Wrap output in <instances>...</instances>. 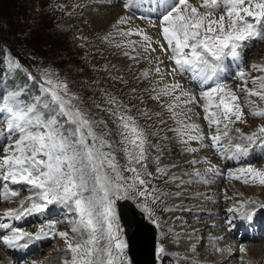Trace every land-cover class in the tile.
<instances>
[{
    "label": "snow or ice",
    "instance_id": "snow-or-ice-1",
    "mask_svg": "<svg viewBox=\"0 0 264 264\" xmlns=\"http://www.w3.org/2000/svg\"><path fill=\"white\" fill-rule=\"evenodd\" d=\"M133 2L119 0V5L128 12ZM102 3L111 6L113 0H102ZM199 4L197 7L190 0L172 3L157 0V9L163 8L155 16L158 22L143 13L135 17L157 29V35L164 43L161 39L154 40L140 25L131 27L133 16H119L113 28L122 41L116 42L115 47L126 48L123 55L136 64L148 63L149 67L133 79L145 85L143 91L150 100L158 103L161 111L153 113L138 109L139 115L148 121L158 117L159 124L166 125L167 120L163 118L166 111L175 124L168 130L175 133L183 153L195 154L203 148H211L229 159L247 157L257 145L264 148V123L251 133H245L235 125L247 124V116L264 120V107H257L250 99L255 96L264 101V75L253 76L240 69L233 77L240 83L233 89L223 76L224 62L231 59L242 63L248 43L264 40V0H199ZM218 10H223L224 14L216 18ZM133 36L140 39H130ZM106 38L112 42L111 33ZM158 51L166 56L168 64L154 55ZM0 57H3L0 64H6L9 73H22L25 79L23 87L8 91L0 89V139L3 141L0 146V188L3 189L0 198L8 201L20 195V189L10 185L26 186L30 192L19 200L16 208H8L0 215V229L11 233L0 235V243L8 249H20L28 246L27 241L58 235L65 242V251L71 255V259L64 260L63 264H131L126 251L129 247L125 238L126 225L121 224L118 202L131 204L133 218L138 212L152 227L160 228L157 212L175 211L177 206L168 202L180 198L183 186L194 182L170 174V169L177 167L175 164H161L165 153L162 141L169 137H161L160 141L152 143L136 118L127 114V106L106 93V104L112 107L97 105V108L114 118V133L108 129L106 121L93 120L88 112L77 107L74 101H78L79 96L70 92L67 83L54 80L53 73L45 69L39 75L33 74L10 50L4 53L0 48ZM251 69L264 73V65L253 64ZM3 72L4 69H0V76ZM185 73H191L190 79H195L199 85H207L199 96L185 89L176 79ZM112 79L121 84L128 83L119 75ZM249 80L252 87H249ZM29 82L35 94L25 99V94L30 91ZM131 91L137 94L136 88ZM241 100L245 101L244 105ZM197 105L203 111L207 132L193 119L200 115L193 110ZM116 136L119 139H110ZM193 143L199 147H193ZM118 152L125 156L123 165L117 158ZM187 163L193 167V173L186 175H194L202 182H207L205 175L195 165L206 164L207 173L219 171L206 157L203 160L194 157ZM150 165L154 166V171L149 170ZM238 171L253 180L258 177L259 183L264 185V169L249 166ZM234 178L240 179V176ZM153 181H162L165 187H158ZM244 182L248 183V180ZM168 186L181 190H165ZM255 204L256 201L240 202L239 206L229 207L227 212L248 218L251 215L248 205ZM51 205L73 213L74 218L69 220L70 232H56L53 222L41 225L34 233L4 222L42 215ZM259 207L264 210V204ZM225 224L229 230L234 227L231 217ZM195 232L193 229L192 235L183 237L187 243L183 245L186 254L182 258L179 252L170 254L161 243L156 248L161 264L170 255L176 256L179 264H200L197 259L200 240L195 237ZM161 235L172 233L170 230ZM213 239L218 242L224 237ZM173 242L181 243L179 234L173 236ZM214 249L225 251L216 246ZM240 251L244 253L246 249L241 246Z\"/></svg>",
    "mask_w": 264,
    "mask_h": 264
},
{
    "label": "rangeland",
    "instance_id": "rangeland-1",
    "mask_svg": "<svg viewBox=\"0 0 264 264\" xmlns=\"http://www.w3.org/2000/svg\"><path fill=\"white\" fill-rule=\"evenodd\" d=\"M63 1L64 0H0V43L2 44L4 53H7L5 51V48L7 46L9 47V49H11L10 46L8 45V42H11V44L15 47V49L22 53V58L33 65L32 67L29 68V70L32 71L33 74L39 75L42 73L43 70L47 69L49 72L54 74L53 75L54 80L67 83L69 86L70 92L75 93L80 98L78 101H74L76 106L79 107L81 110L88 112L90 118H92L93 120H96V121L104 120V119L107 120L106 122L108 125V129H110L112 132H114L116 128L115 123L113 121L114 118L111 117L107 111H105L106 114H104V111H101L100 108H97V105H101L102 107L105 106L106 100L108 98L106 93H110L113 97L117 99L118 102L127 106V114L136 118V122L146 130V132L148 133V137L152 143H156L157 141L161 140L160 135L163 134L162 132L164 133L167 132L170 134L169 139H168L169 143H171L170 140L172 138L176 140L175 133L168 130L169 128H173V125H171L170 121H167L169 123L168 126H165V125L163 126L159 124L158 122L159 120L157 122L155 119H153L152 121H148L144 117L139 115L138 109L143 110V111L153 112L156 109V105L150 104L148 101V98H144L145 92L143 91V87H145V85L139 82L138 80L135 81V79H133V76L127 73L128 72V70L126 69L127 66L128 68L133 67V68H136L135 70H137V68L139 67V64H136L132 60H127L129 58L123 55V51L127 50L126 48L117 49L115 47V43L120 41L118 39L120 37L119 36L115 37V35H113L112 42H109V39H107L106 37L109 36L110 30L109 32L108 31L98 32L95 30L94 27H92V25H90L91 23L88 19L78 22L76 18H81L83 14L78 13V12L74 13L73 7L75 6L76 3H78L77 4L78 6L82 0L80 1L79 0H67L65 3H63ZM141 1L143 2L144 0H141ZM155 1L157 2V0ZM149 2H151V0H147V4ZM190 2L196 5L197 7H200L199 0H190ZM114 4L115 5L117 4L116 7L120 6L119 1L114 2ZM115 5L113 6V8L112 7L110 8V6L107 5L109 7V10L105 9V11H102L104 13L103 21L105 20L111 21V19L109 18L112 13L116 14L115 16L117 17L121 16L122 12L120 10L121 9L124 10V9L120 7L121 9L119 8L115 10L116 8ZM149 7L150 5L146 6L145 8H149ZM151 10H152V5H151ZM201 11H204V10L201 8ZM160 12L162 11H158L156 9L152 11V14L157 15ZM223 14H224L223 10H218L215 13L216 18H218L220 15H223ZM122 15H125V14L123 13ZM139 22L143 23L146 21H139ZM130 39L139 40V37L133 36ZM247 48H248L247 50L244 49L243 64H241L239 69H242V70L246 69L245 72H251V75L253 76L264 75V73L254 72L251 69V65L256 64V63H260V65H264V40L250 41L248 43ZM156 54H158V52L155 53L154 55ZM20 60L22 63L24 62V60L22 59ZM113 65L115 66L114 68H113ZM140 65H145V68L148 67L147 62H141ZM0 69H4V72H3L5 73L4 78L7 81H14L16 78H20L22 81H16V80L15 81L19 84L20 87L24 86L25 79L22 73L20 75H17L15 73H9L7 70L6 64H0ZM105 69H108V71H105ZM121 70H124L125 72ZM237 72H238V69H234L232 71V76L230 77H234V75ZM187 74L185 76L189 80L190 78L188 77H190L191 74L189 73ZM116 75L121 76L123 80L128 83L121 84L118 81L112 79V77ZM197 82L196 84H194L195 87L199 85L198 84L199 82L198 83ZM234 84L235 83H233L232 85L230 84L229 85L233 86ZM6 86H9V85L0 83V89H4L6 91L10 90ZM205 86L207 85H204V87ZM249 87H252L250 80H249ZM132 88L137 89V94L132 93L131 91ZM29 89L30 91L26 93L24 96L25 99H28L30 95L35 94V89L31 88L30 82H29ZM238 94L244 95L242 93H238ZM250 99L252 101H255V104L257 107H264V101L259 100L258 97L253 96V97H250ZM140 101H143L144 103L141 104ZM240 103L244 105L245 101L241 100ZM132 105H135V107H132ZM109 107H112V106L108 105L107 108ZM246 108L247 106L245 107V109ZM257 121L260 123L262 120L257 119ZM237 125L242 128L241 130L243 132L249 133L247 132V129L249 127V122L247 124H237ZM100 130L101 129H97V131H100ZM204 131L207 132V129L206 130L204 129ZM154 132H157L158 135H152ZM113 138L117 139L116 137H113ZM166 141L167 140H163L162 143ZM2 143L3 141L0 142V146H2ZM259 147H260L259 145L256 146V148H259ZM259 149L261 151L263 150L262 147H260ZM207 151H209L210 154H207L206 152L207 156H204L202 160L205 157L208 160H210L209 156H211V154L216 156V154L213 151H211V149L208 148ZM175 154L177 155L176 152L174 153V155ZM153 155H155V153H153ZM163 156L166 159H168L169 157L166 154ZM117 158L121 165H123L126 162L125 156L122 152L117 153ZM243 158H244L243 161H238L239 159L242 160ZM243 158H239L237 162H235L232 165V170H233L232 173L234 174L231 175L230 178L233 176L235 177V175L240 176L241 174L239 173L238 170L241 167L247 168L251 165L253 167V165L257 163L259 166H261V164L264 163V154L262 155V157L254 156V159H252V161L245 159V157ZM178 161H179V158L177 157L175 161L173 162V164H176L177 166L175 167V169L179 167ZM161 162H162L161 164L163 165L162 159H161ZM201 165L203 167L205 166V164H201ZM199 166L200 165H197L195 166V168L197 167L196 169L198 170L203 168L201 166L200 168ZM149 170L154 171V166L150 165ZM226 170L227 169L224 168L225 172ZM170 171H171L170 174L173 173V170H170ZM192 172L193 170L191 171V173ZM226 174L228 175L230 173L227 172ZM246 176L251 178L249 175H246ZM190 177H191L190 180L200 179L193 175H191ZM190 177L187 176L186 178H190ZM230 178H228L227 181H225L226 186H229V187H231V183L229 182V180L231 181ZM205 179H206V176H205ZM257 179H258L257 182H259L258 177ZM153 183L156 184L158 187H165L162 181H153ZM196 183L201 186L209 185L207 182H204L205 184L199 183V182H196ZM196 183L193 185H196ZM10 187L14 189H20V195L14 198L13 200H8V201H5L2 198H0V215L1 214L3 215V212L8 208H16L18 206L19 200L24 199L25 197L30 195V192L26 189V186L10 185ZM193 187L194 189L196 188V190L200 189L199 186H192L191 184H189L187 188L191 189ZM187 188L185 189L182 188L183 193L188 192ZM235 189H237V187H234V190ZM165 190L177 191L181 189H176V188H173L172 186H168L166 187ZM2 191L3 189L0 188V192ZM181 197H183V195ZM228 197L229 198L227 200L226 199L224 200V206H228L230 203H233L231 201L230 196ZM194 199L192 201H190L191 199H188L187 207L183 208L184 212L182 213V212H179L178 210L177 212L179 213V215L175 217L179 219L180 222L182 221L181 226L180 224H178V227L179 226L182 227L183 221L192 220L191 221V225H193L192 230H186V228L184 227L185 229H183V233H182L184 236L186 235L188 231H191V233L193 234V229H196V232H195V236H196L197 231L199 229V227L196 226V224L200 222L205 223L207 221V218H203V220H197V218L202 217V215H204V214H200L201 213L200 210L203 208L202 206H200V204L204 198L194 197ZM120 203L121 202H118V205H117L118 209H119ZM168 203L170 204V201ZM257 207L258 208H256V211L257 210L261 211V212H258L260 213V215H258V218H257V220L261 223L260 224L261 226L263 225V222H262L263 218L262 220H260V218L263 217L264 210L260 209L259 206ZM197 208L199 209V211H196ZM171 214H173V212H170V213H163L160 211L157 212V215L159 216L161 220V227L157 228V242H158V246L161 243H163L166 249H169V245H173L171 246V248L177 247L178 245L182 246L181 243L176 244L172 242L173 236L177 234H179L180 236L182 234H180L181 232L178 233V230H174L172 227L168 225V222L169 223L171 222ZM183 214L185 215L184 217L181 216ZM73 218H74L73 213L68 212L66 209L62 208L61 206L51 205L49 206V209L42 215L34 214L31 216L24 217L21 223L19 222L20 220L19 221L12 220L11 224L14 227L23 229L24 231L34 233L39 229L41 225H46L49 222H53L56 224V229H55L56 232H60V231L70 232L71 224L69 223V220ZM25 219L26 221H24ZM215 219L218 220L217 218ZM215 219L214 221H216ZM23 222H27V223H23ZM209 222L210 223L207 224L206 231L202 229L201 231L202 233H200L202 234V236L200 237L201 241L205 240V238L210 237L211 235L214 236L216 234V229H218L219 227H220L219 230L221 229L224 230L223 227L220 226V223L225 224L224 220H222L223 223L221 221L219 222V224L217 223L219 227L217 225L211 226L210 225L211 221ZM233 224H234V227L232 228V230H228V226H227L226 231L229 233L228 238L233 239L234 237L236 242L235 240L227 241L228 238L225 237L226 239H223V240L226 245L223 243L222 246L220 245L221 247H224V245L227 248H229L230 246H233L236 249L237 248L239 249V250L237 249L238 252L242 253L240 251L241 246H244L246 244H252V245L259 244L260 245L264 243V237H260L259 233H258L259 236L257 235V237H260L259 239L255 235L256 237L255 239L257 240H254V239L248 240V238L247 239L243 238L245 233L243 232L242 228H240V226L242 227V225H239L238 221H233ZM210 226L212 228H210ZM3 230H4L3 233L1 232L0 235H4V234L10 235L11 234L9 230L7 229H3ZM170 230H171L172 235H166V236L161 235V233H168ZM209 231L210 232L213 231V232L210 233ZM206 232H208V234ZM41 240H42V243H41L42 245H39V248H38L39 250L38 249L37 251L31 250V251H28L27 254H24L21 256L15 254V249L14 250L8 249L2 243H0V250L3 252H6V254L8 253V255L9 253H12V255L14 256V258H12L10 261L12 263L15 262V264L16 263L31 264V262L36 263L39 260L41 263L43 259L47 257L46 250L50 251L49 252L50 254L55 249H62V251L63 250L65 251L66 249L64 240L60 238L58 235L55 236V238H52L51 236H49ZM226 242L227 243L229 242V243L227 244ZM220 246L217 245V247H220ZM126 251L131 261V257L128 253V249ZM180 251L182 252L180 253V257L182 258L186 254V252H185V249L184 250L182 249ZM205 251L206 250L203 249L198 252L197 259L199 261L201 257H202L201 260H208L211 258H212L211 260H213L214 258L220 259L222 257L220 252L211 253L209 251H206V252ZM65 252H66L65 256H63L62 260L54 261L55 262L54 264H60V263L63 264L64 260L71 259L70 253H68L67 251ZM174 253H177V252H174ZM244 253L246 257L239 255L238 261L236 262L233 261L232 263L231 262L232 260H231L226 263L223 262L222 264H241V262L242 264H255L253 258H251V253L248 252L247 248H246V252ZM4 254H2V257ZM263 259L264 257H262V260ZM177 260L178 259L176 256L170 255L168 260L164 261V264H178V262H176ZM201 262L202 261H200V264ZM131 264H132V261H131ZM156 264H161V261L158 255H157Z\"/></svg>",
    "mask_w": 264,
    "mask_h": 264
},
{
    "label": "bare ground",
    "instance_id": "bare-ground-1",
    "mask_svg": "<svg viewBox=\"0 0 264 264\" xmlns=\"http://www.w3.org/2000/svg\"><path fill=\"white\" fill-rule=\"evenodd\" d=\"M66 1L67 0H64L63 3H65ZM114 2H117V0H113V5H111L110 8L111 7L113 8V6L115 5ZM135 2L136 3H140L142 1L141 0H135ZM168 2L172 3V2H174V0H168ZM150 3L152 4V10H156L157 9V2L155 0H151ZM150 3H148V4H150ZM77 4L78 3H76L75 6L73 7L74 10L73 9H71V10H73L74 13L78 12V13H82L83 14V16L81 18H76L78 22L79 21H83L85 19L86 20L88 19L90 21V23H91L90 25H92V27H94L96 31H98V32H103V31L106 32V31H108L109 32V30H110V33L112 34V36L113 35H115V37L118 36V35L115 34V29L112 26V24L118 18L117 16H115L116 14L112 13L110 15L109 19H111V21H106V20H105L106 22L103 21L104 13L102 11H105V9L109 10V7H108L109 5L107 6V5L103 4L102 0H82L78 6H77ZM116 6H117V4L115 5V7ZM119 8H120V6L116 7L115 10H117ZM157 10L158 11H163V8H159ZM120 11L122 12V14L124 13L125 15H131L132 16V13L125 12L122 9ZM154 20H153V22H158V21H154ZM137 25L142 26L144 28V30L146 32H148L152 36V38L154 40L160 38V36L157 35L158 30L154 29V28H150L148 26L147 22L146 23H141L138 20L133 19L131 27L135 28ZM118 39L120 41H122L121 37L118 38ZM247 49L248 48H246V50ZM156 55H158L160 57V59L165 60V63L168 64L167 58H166V56L164 54H162V53H160L158 51V54H156ZM127 60H130V59H127ZM224 63H225V70H224V74H223L224 78L232 76V71L234 69L240 70L238 68V63L239 62H234L231 59H226ZM241 64H243V62L239 63V67L241 66ZM256 64L260 65V63H256ZM147 66L149 67L148 63H147ZM124 67H125V65H124ZM144 68H145V65H140L139 64V67L137 68V70H135L136 68H133V67L132 68H128V66H127L126 69L128 70L127 73H129L130 75L138 76L140 71L142 69H144ZM121 71L125 72L124 70H121ZM244 71H246V69H244ZM186 74L187 73H185L183 75V77L177 76L176 79L179 80V82L184 86L185 89H187V90L191 91L192 93L196 94L197 96H199L200 92L197 91L195 89V87L193 86V84H196L197 81L195 79H192V83H191L190 82L191 79L188 80L186 78V76H185ZM189 74H191V73H189ZM135 81H137V80L135 79ZM250 83H251V81H250ZM231 87L235 89L236 85L234 84ZM143 89H144V87H143ZM144 98H148V101H149L150 104L156 105V109L153 111V113L157 112V110L161 111L160 106L158 105V103L156 101L150 100L147 93L144 94ZM246 109H245V111L247 112L248 109L247 110ZM193 110H194V112H198L200 114L198 117L194 116L193 119L195 120L196 123L200 124L202 129L206 130L207 129V125H206V121H204V119H203V111H202V109L197 105V106H194ZM163 118L166 119L167 121H170L171 125H173V127H175L174 122L171 119H169V114L166 111L164 112ZM153 119H155L156 122L159 120L158 117H155V116L153 117ZM247 119H248V122H249V127H248L247 132H249V133L252 132V131H255L257 129V126L260 123L264 122L262 120L259 123L256 118L251 117V116H247ZM168 125H169V123L167 122V124L165 126H168ZM235 127H239V126L236 124ZM239 128L242 129L241 127H239ZM162 133L163 134H161L160 137H164L165 135L169 137V135H170L167 132H165V133L162 132ZM170 141H171V143H169V140H167L166 142L163 143V145L165 146L164 155L166 154V155L169 156L168 159L164 158V156L161 157V159L163 161V165H172L173 162L175 161V159L178 157L179 158V161H178L179 167L177 169L171 168L170 170H173V173H175L177 176L182 177L185 181H189L191 179V177H190L191 175H186V173L191 174V171L193 170V167L189 166V164L187 162L192 160L194 157L202 160V158L204 156H207V154H210L209 151H207L208 148H203V149H201L199 152H197L195 154H188V153H183L182 146L181 145L179 146V144L176 143L175 139L172 138ZM192 146L193 147H199V145L195 144V143H193ZM259 148L255 147L250 152V154L247 157H245V159H247L249 161H252V159H254V156L262 157V155L264 154V148H263L262 151ZM175 152L177 153V155L176 154L174 155ZM206 152H207V154H206ZM178 155H180V156H178ZM211 156H209V159L211 160L212 164L216 165V167L218 168V170H219L218 173L209 174V173L206 172V168H207L206 164H205L204 167L201 165L203 163L198 164L201 167H203L202 169H200L201 167L199 166L200 167L199 169H200L201 173H203L206 176V179H207L206 181H207V183L209 185L208 186H201V185L197 184L196 182H199V183L202 182L201 179L192 180L194 182L191 183V185L192 186H199L200 189L196 190V188L194 189V187L191 188V189H188L187 187L189 186V184H185L183 186V189L187 188L188 192L187 193H183V197H180V198H177V199H175L173 201H170V204H175L177 206V209L175 211H173V214H171V222L170 223L168 222V225L170 227H172L174 230H178V233L181 232L180 234H182L183 233V229H185V228H186V230H192V226H193V225H191V221L192 220L191 221H188V220L183 221L182 227H180L182 221L180 222L179 219L175 218L177 215H179V213L177 211L179 210V212H182V213L184 212L183 208L187 207L188 199H191L190 201H192L194 199V197H203L204 198L203 201L200 204V206L203 207L200 210V212H201L200 214H204V215H202V217L197 218V220H203V218H207V221L205 223H201L200 222V223L196 224V226L199 227V229H198L199 232L197 231V234H196L195 237H198L199 240H200V237L202 236V234H200V233H202L201 232L202 229H204V231H206L207 224L210 223L209 221H211V224H210L211 226L217 225L219 227V225H218L219 222L220 221L222 222V220H223L219 216H221V215L223 216V214L225 213V211H224V200L226 199L225 197L230 196L231 201L233 203H237V202L240 203V202H247V201H256L255 205H248V209L251 212V215L247 219L244 218L246 225L250 224V221L253 219L254 216H255V221L257 220L258 215H260V213H258V212H261V211H258V210L256 211V208H258L257 206H259L260 204H264V185H261L259 182H257L258 181L257 178H255L253 180L252 178H249L246 175H240V179L235 180L236 178H234V176L231 177V178L229 177L231 179V181L229 180V182L231 183V187L226 186L225 181H227V179L224 180L225 174H224V171H223L222 168H224V167L228 168L231 165L232 162L237 161L239 158H237V159H229L227 157H223V159H220V161H219V160H216V158H215L216 156H214L212 154H211ZM242 160H244V158ZM195 166H197V165H195ZM253 167H255L257 169H264V163L261 164V166H259L258 163L254 164ZM225 173H227V172H225ZM187 176H189L190 178H186ZM235 176H237V175H235ZM225 177H227V176H225ZM232 179L235 180V181H233ZM245 179L248 180V183L244 182ZM195 183H196V185H193ZM172 187L175 188L174 186H172ZM234 187H237V189L234 190ZM238 206H239V204H238ZM253 210H254V213L252 212ZM196 211H199V209L197 208ZM184 214L181 215V216L184 217L185 216ZM239 217H241L240 214H239ZM215 218H217L218 220H216ZM214 219L216 221H214ZM21 221H23V219H21L19 222L21 223ZM24 221H26V219ZM4 222L11 223L12 220L4 221ZM178 224H180L179 227H178ZM211 226H210V228H212ZM220 226L223 227L224 230H222V229L219 230L220 229V227H219L218 229H216V234L214 236H212V235L210 237L205 236V237H207V238H205V240H202V241L200 240L201 242H200V244H198L199 251L205 249L206 251H209L211 253L212 252L215 253L216 251L214 249V246L217 247V245L218 246H220V245L222 246L223 245L224 240H221V241L217 242V241H215L213 239L214 237H218V236H223L224 239H226L225 237L228 238L229 233L226 231L227 225L224 224V223L223 224L220 223ZM3 231H4L3 229H0V233L1 232L3 233ZM204 231H203V233H204ZM211 232H213V231H211ZM190 233H191V231H188L186 233V235H192V233L191 234ZM206 233L208 234V232H206ZM252 234L255 237V234H256L255 232H253V233L252 232L251 233L247 232V233L244 234L243 238H245V239L248 238V240H249L250 237L252 236ZM230 235H232V234H230ZM259 235L261 237H264V223H263V227L261 226V228H259ZM180 237H181V245L182 246L178 245L177 247H172L171 248V246H173V245H169V249H167V250H168V252L170 254H172L174 252L182 253L180 250H182V249L184 250L183 245L186 244L187 242H186V240L183 239V237H184L183 234L180 235ZM230 239L228 238L227 241L235 240L234 237H233V239L232 238H230ZM254 240H255V238H254ZM183 241H185V242H183ZM172 242H173V239H172ZM235 242H236V240H235ZM21 243H25V242L21 241ZM41 243H42V240H39V241H37V240L27 241V245L28 246L25 247V248L15 249V254L21 256V255L27 254L28 251H31V250L32 251H37V249L39 248V245H42ZM201 244L203 245V247H200ZM225 245H224V247L220 246L221 248L225 249V251L220 253L222 255V257L220 259H217V258L213 257L214 258L213 260H211L212 258L208 259V260H201L202 259V257H201L200 258V261H202L201 264H222L223 262L226 263V262H229L231 260H232L231 262L233 263V261L236 262V261L239 260V255H242V256L246 257L245 253L238 252V250H239L238 248H237L238 250L235 247H233V246H230L229 248H227V247H225ZM243 247L245 249L247 248L248 252L251 253V258H253L255 264H263L264 263V259L262 260V257H264L263 256L264 255V243L260 244V245L259 244H256V245L246 244ZM49 252L50 251L46 250L47 257L45 259H43V261L41 263H40V260H39L35 264H54L55 263L54 261L62 260L63 256H65V253H66L64 250L62 251V249H55L50 254H49ZM2 254H4L3 257H2ZM12 258H14L12 253H9V255H8V253L6 254V252H3V251L0 250V264H15V262H13V263L10 262ZM176 262H178V260ZM16 264H18V263H16ZM31 264H33V262H31ZM178 264H179V262H178ZM241 264H242V262H241Z\"/></svg>",
    "mask_w": 264,
    "mask_h": 264
},
{
    "label": "water",
    "instance_id": "water-1",
    "mask_svg": "<svg viewBox=\"0 0 264 264\" xmlns=\"http://www.w3.org/2000/svg\"><path fill=\"white\" fill-rule=\"evenodd\" d=\"M120 213L122 221L124 225H126L130 247L129 253L133 259V263L155 264L157 245L156 228L152 227L145 222L143 218L139 217L138 212L133 218V208L131 204L127 202L121 206Z\"/></svg>",
    "mask_w": 264,
    "mask_h": 264
},
{
    "label": "trees",
    "instance_id": "trees-1",
    "mask_svg": "<svg viewBox=\"0 0 264 264\" xmlns=\"http://www.w3.org/2000/svg\"><path fill=\"white\" fill-rule=\"evenodd\" d=\"M8 43H11V42H8ZM0 48H2L3 49V47H2V44L0 43ZM4 51V50H3ZM1 58V57H0Z\"/></svg>",
    "mask_w": 264,
    "mask_h": 264
}]
</instances>
